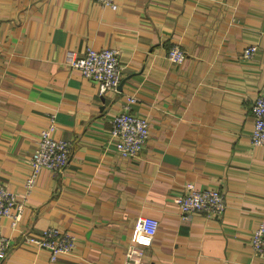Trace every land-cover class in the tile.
Listing matches in <instances>:
<instances>
[{
    "label": "crops",
    "instance_id": "obj_1",
    "mask_svg": "<svg viewBox=\"0 0 264 264\" xmlns=\"http://www.w3.org/2000/svg\"><path fill=\"white\" fill-rule=\"evenodd\" d=\"M0 0V181L25 200L21 231L49 226L75 237L49 261L21 243L0 264H124L139 216L159 221L139 264H264L250 235L264 210V146L251 142V103L264 92V0ZM185 58L171 61L172 46ZM255 45L246 58L244 47ZM115 48L120 84L101 93L70 70L66 53ZM134 96L135 101L128 102ZM148 120L135 157L111 139L112 117ZM53 116L69 142L64 170L43 169L27 193L29 158ZM192 182L226 197L219 215L173 202Z\"/></svg>",
    "mask_w": 264,
    "mask_h": 264
},
{
    "label": "built area",
    "instance_id": "obj_2",
    "mask_svg": "<svg viewBox=\"0 0 264 264\" xmlns=\"http://www.w3.org/2000/svg\"><path fill=\"white\" fill-rule=\"evenodd\" d=\"M101 6L116 9L117 0H94ZM257 50L255 45L242 49L241 54L252 57ZM118 51L115 48L86 47L83 55L78 56L72 51L66 53L65 62L72 71H78L82 76L95 80L101 93L119 86L122 67L119 63ZM168 58L180 63L185 58L184 51L174 45L167 54ZM128 102L135 101L129 96ZM251 113L254 120L251 130V142L255 146H264V92H260L251 103ZM54 117L51 116L35 143L28 164L30 172L25 179V190L28 193L35 185L36 178L43 169L52 173L64 170L69 157V142L55 137ZM149 134L148 120L136 115L125 105V109L116 113L111 119L110 135L113 145L119 155L135 157L143 147ZM181 213L189 214L195 211L219 215L226 207V197L217 189H196L192 182L185 184V191L173 197ZM25 200L7 189L0 181V219L10 218V226L20 235L21 243L33 244L39 252L44 251L49 261H55L59 256L71 252L75 245V237L68 230L49 226L38 233L21 231L25 213ZM159 221L150 216H139L135 223L133 242L125 252L124 264H139L144 248L149 246L155 236ZM12 245L11 238L6 235L0 223V257H4ZM250 245L256 254H264V210L259 223L250 235Z\"/></svg>",
    "mask_w": 264,
    "mask_h": 264
}]
</instances>
